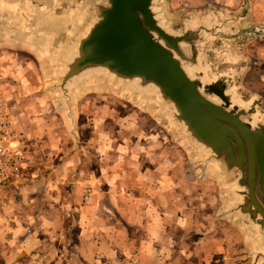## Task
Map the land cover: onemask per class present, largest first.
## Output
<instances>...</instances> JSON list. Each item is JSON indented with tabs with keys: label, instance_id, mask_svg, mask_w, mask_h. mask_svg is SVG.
<instances>
[{
	"label": "rangeland",
	"instance_id": "1",
	"mask_svg": "<svg viewBox=\"0 0 264 264\" xmlns=\"http://www.w3.org/2000/svg\"><path fill=\"white\" fill-rule=\"evenodd\" d=\"M155 10L162 25L173 33H179L188 21L226 24L227 36L215 37L205 45L204 61L225 82L234 102L250 110L249 120L264 121V0H157ZM17 12L13 2L0 0V88H17L27 95L24 114L17 123L24 133L10 123L25 150L26 164L17 180L0 188V214L3 200H25L20 188L36 181L38 168L46 173L55 169L59 156L70 148L78 152L77 157L85 154L91 158L90 165L103 176L112 175L109 170L116 165L127 170L157 169L162 165L160 157L147 163V152L158 158L163 148L170 157L165 163L175 176L180 175L172 180L176 178L174 185H182L180 201L185 200L187 212L204 220L212 215L230 224L227 216L234 201L228 195L223 171L215 163L199 164L195 150L172 118L160 115L157 101L134 96L104 78H91L74 90L72 119H67L55 78L66 47L88 26L92 10L73 2L27 6V17L21 21ZM40 139L56 143L52 147ZM253 233L252 239L258 235L264 250V232ZM226 235L220 231L218 238L236 249L237 242L234 247ZM2 246L0 242V253Z\"/></svg>",
	"mask_w": 264,
	"mask_h": 264
},
{
	"label": "crops",
	"instance_id": "2",
	"mask_svg": "<svg viewBox=\"0 0 264 264\" xmlns=\"http://www.w3.org/2000/svg\"><path fill=\"white\" fill-rule=\"evenodd\" d=\"M26 98L17 88H0V107L22 134L17 123ZM72 112L65 113L70 121ZM68 151L73 156L58 154L55 169L46 173L38 168L36 183L20 188L25 200L1 202L3 264H264L258 235L252 239L259 228L232 215L224 224L212 215L204 220L187 212L185 200L180 201L182 185H174L180 175L165 163L170 162L167 150L162 148L158 158L147 152V163L160 157L157 169L116 165L110 176L101 175L85 154ZM220 231L238 247L218 238Z\"/></svg>",
	"mask_w": 264,
	"mask_h": 264
},
{
	"label": "water",
	"instance_id": "3",
	"mask_svg": "<svg viewBox=\"0 0 264 264\" xmlns=\"http://www.w3.org/2000/svg\"><path fill=\"white\" fill-rule=\"evenodd\" d=\"M156 1L7 0L20 21L27 6L40 4L73 2L92 10L88 26L66 47L55 78L67 114L74 90L91 78L157 101L160 115L172 118L199 164L215 163L223 171L234 201L230 215L264 232V121L249 120L250 110L234 102L204 61L205 45L226 37V24L188 21L173 33L157 17Z\"/></svg>",
	"mask_w": 264,
	"mask_h": 264
},
{
	"label": "built area",
	"instance_id": "4",
	"mask_svg": "<svg viewBox=\"0 0 264 264\" xmlns=\"http://www.w3.org/2000/svg\"><path fill=\"white\" fill-rule=\"evenodd\" d=\"M0 107V188L14 182L23 173L26 153L20 138L12 131L6 114ZM86 200L89 199L87 196ZM135 264L136 260H132Z\"/></svg>",
	"mask_w": 264,
	"mask_h": 264
}]
</instances>
